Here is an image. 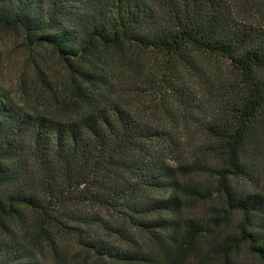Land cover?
<instances>
[{"label": "trees", "instance_id": "obj_1", "mask_svg": "<svg viewBox=\"0 0 264 264\" xmlns=\"http://www.w3.org/2000/svg\"><path fill=\"white\" fill-rule=\"evenodd\" d=\"M3 32L36 103L0 84V264H204L227 211L264 264V0H0Z\"/></svg>", "mask_w": 264, "mask_h": 264}, {"label": "rangeland", "instance_id": "obj_2", "mask_svg": "<svg viewBox=\"0 0 264 264\" xmlns=\"http://www.w3.org/2000/svg\"><path fill=\"white\" fill-rule=\"evenodd\" d=\"M19 42V39L10 33H0V84L10 91L15 99L23 100L26 105H35L36 102L27 97L25 98V95L21 94L19 77L22 71H30V67L26 65V54L23 52V48L19 46ZM48 65L57 68V65L51 60ZM210 203L211 200L199 202L186 209L185 215L205 221L209 217L207 213H210V210H208ZM240 217L237 212L227 211L224 217L223 215L220 216V221H222L214 230H210L208 234H204L205 236H197L199 245L197 251L204 259V264H261L259 258L246 243L239 240H234L236 242L234 243L233 240L225 238L227 234L236 236L235 231ZM141 236L142 246H146L148 239L143 235ZM221 244H224V248L220 246ZM189 261L193 263L195 261L194 257H191Z\"/></svg>", "mask_w": 264, "mask_h": 264}]
</instances>
